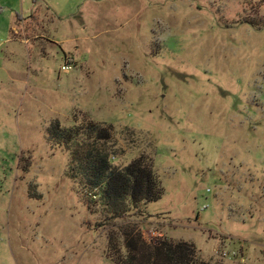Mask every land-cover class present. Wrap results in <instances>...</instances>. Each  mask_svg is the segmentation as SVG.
Segmentation results:
<instances>
[{"label": "rangeland", "instance_id": "1", "mask_svg": "<svg viewBox=\"0 0 264 264\" xmlns=\"http://www.w3.org/2000/svg\"><path fill=\"white\" fill-rule=\"evenodd\" d=\"M259 20L264 0H0V264H114L133 229L264 264ZM91 123L108 136L78 163L139 161L160 201L111 218L90 200L49 130Z\"/></svg>", "mask_w": 264, "mask_h": 264}, {"label": "trees", "instance_id": "2", "mask_svg": "<svg viewBox=\"0 0 264 264\" xmlns=\"http://www.w3.org/2000/svg\"><path fill=\"white\" fill-rule=\"evenodd\" d=\"M250 25L264 27V21L259 20ZM98 127L94 123L87 125L86 129H82L84 138L79 140L78 126L61 128L58 124L50 128L49 137L71 152V160L75 164L79 162L78 146L84 145L86 140H94V137L97 142L99 137L108 136L107 129L99 130ZM85 136L88 138L85 139ZM92 154L91 151L90 155ZM78 164L84 166L81 171L84 179L79 183L91 197V201L97 199L103 208L111 212V218H124L132 211L139 214L141 205L147 206L163 197V189L156 175L139 161L131 163L123 170L113 166L110 155H95L91 162L85 159ZM72 167L71 172L77 174L75 167ZM107 253L114 264H205L196 258L191 245L185 242L174 244L168 239L147 242L143 233L138 231L136 234L135 229L126 233L123 243L111 241Z\"/></svg>", "mask_w": 264, "mask_h": 264}, {"label": "built area", "instance_id": "3", "mask_svg": "<svg viewBox=\"0 0 264 264\" xmlns=\"http://www.w3.org/2000/svg\"><path fill=\"white\" fill-rule=\"evenodd\" d=\"M233 255H234V253H233ZM235 256H237V254Z\"/></svg>", "mask_w": 264, "mask_h": 264}]
</instances>
